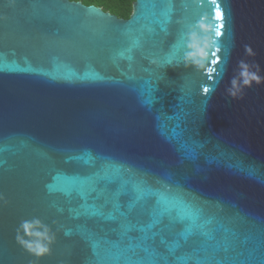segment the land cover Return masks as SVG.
<instances>
[{
	"label": "water",
	"instance_id": "obj_1",
	"mask_svg": "<svg viewBox=\"0 0 264 264\" xmlns=\"http://www.w3.org/2000/svg\"><path fill=\"white\" fill-rule=\"evenodd\" d=\"M0 196V264H264V0H0Z\"/></svg>",
	"mask_w": 264,
	"mask_h": 264
},
{
	"label": "clouds",
	"instance_id": "obj_2",
	"mask_svg": "<svg viewBox=\"0 0 264 264\" xmlns=\"http://www.w3.org/2000/svg\"><path fill=\"white\" fill-rule=\"evenodd\" d=\"M189 47H193L192 45H189ZM249 52L250 49H247ZM203 52L198 51H192L185 57V66H189V63L191 62L196 67H202V65L199 63V61L196 59L197 56H203ZM3 197L0 196V200H2ZM35 227H42L40 222L38 220L34 221H24L21 223L20 228L17 230V240L18 242L25 247L30 253L37 257H41L44 255H47L51 251V244L54 243L55 236L51 233L50 229L47 227H44L43 232H33L32 229ZM23 232L24 234L28 235L29 237H32L33 235L37 238H39L43 243H30L26 241L23 236L20 234Z\"/></svg>",
	"mask_w": 264,
	"mask_h": 264
},
{
	"label": "trees",
	"instance_id": "obj_3",
	"mask_svg": "<svg viewBox=\"0 0 264 264\" xmlns=\"http://www.w3.org/2000/svg\"><path fill=\"white\" fill-rule=\"evenodd\" d=\"M80 1L82 4L88 6L93 5L100 7L103 11L109 12L118 18H129L132 11L133 0H70Z\"/></svg>",
	"mask_w": 264,
	"mask_h": 264
},
{
	"label": "snow or ice",
	"instance_id": "obj_4",
	"mask_svg": "<svg viewBox=\"0 0 264 264\" xmlns=\"http://www.w3.org/2000/svg\"><path fill=\"white\" fill-rule=\"evenodd\" d=\"M208 91V89H205V92H207Z\"/></svg>",
	"mask_w": 264,
	"mask_h": 264
}]
</instances>
